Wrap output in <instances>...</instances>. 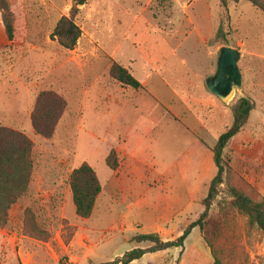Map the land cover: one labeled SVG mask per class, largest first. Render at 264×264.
Listing matches in <instances>:
<instances>
[{
	"label": "rangeland",
	"instance_id": "obj_1",
	"mask_svg": "<svg viewBox=\"0 0 264 264\" xmlns=\"http://www.w3.org/2000/svg\"><path fill=\"white\" fill-rule=\"evenodd\" d=\"M7 1L14 17V37L12 40L7 37L0 10V126L20 131L33 141L34 172L27 194L12 209L8 225L0 228V264H104L137 247L127 239L140 234L136 235L129 229L123 231V221L116 216V207L109 210V206L101 205L97 200L89 220L77 216L71 196L70 172L77 166L78 158L86 157L87 151L82 143H78V147L75 144L83 132L79 131L78 137H71L69 133L71 124L82 126L80 121L84 118L83 104L73 102L70 89L74 84L83 86L84 72L99 70L106 63L102 64L98 58L94 65H86L92 57H98L100 50L95 43L97 52L93 56V52L87 51L86 41L96 36L110 55H116L118 48L119 58L132 55L124 36L130 31L132 16L128 13L135 12V3L139 8L138 25L131 34H143L151 25L155 33L150 34L149 41L143 46L148 51L155 48L154 44L160 43L162 36L169 31L174 32L180 24H187L190 31L204 28L205 32L210 30L212 33L206 48L214 69L208 77L215 76L217 72L222 47L232 46L241 52L238 65L243 75V90L230 105H222L228 110L224 116L218 111L205 115L209 133L203 135V139L213 146L230 126L233 106L238 100L243 97L254 100L256 110L244 130L230 143L225 157L238 180L249 184L264 198V12L246 1L229 5V18L222 0H89L80 8L76 19L82 31L80 42L74 50H67L52 35L58 22L63 17H70L73 0ZM183 30L179 32L178 39L170 41L171 47L166 46V50L174 49L183 37ZM195 45L191 39L179 51L176 57L179 61L172 63L173 70H180L175 75L181 78L182 73H186L192 84H197L208 70L207 53L192 52ZM90 49H94V45ZM139 59L141 61L140 56ZM183 59L188 62L186 72L180 65ZM110 63L109 58L108 65ZM157 77L151 78V84H168L173 91H181L183 87L170 77L164 82ZM44 91L58 93L67 104L56 136L50 140L34 132L31 120L36 99ZM204 91L206 96L212 95L205 87ZM166 129L171 136L166 139V146L169 147L172 141L174 146L177 144L171 151L172 159L190 149L192 137L184 133L180 124L170 122ZM95 143L98 144L97 141ZM111 150L117 151L115 147ZM60 160L66 164L64 167ZM43 175H47L51 179L49 183L53 181V184L48 185ZM209 186L210 183L204 186L206 196ZM229 189L228 182L221 186L211 210V220L219 223L217 234L212 224L207 225L204 231L197 228L183 249L161 252L157 257L149 255L140 264H212L214 259L206 237L212 240L216 250H224L227 264H245L246 259L247 264H264V235L251 229L246 217L234 209ZM249 192L253 193L251 189ZM197 208L202 210L199 205L194 211ZM203 211L196 217H188V221L198 220ZM33 222L42 231L40 236H48L47 241L27 234L32 233ZM188 226L155 234L165 241L175 240ZM145 229L141 228L139 233ZM138 247L147 248L149 244Z\"/></svg>",
	"mask_w": 264,
	"mask_h": 264
},
{
	"label": "crops",
	"instance_id": "obj_2",
	"mask_svg": "<svg viewBox=\"0 0 264 264\" xmlns=\"http://www.w3.org/2000/svg\"><path fill=\"white\" fill-rule=\"evenodd\" d=\"M135 6V12L128 13L132 16L130 18L132 24L130 31L124 36L132 55L119 58L117 56L119 48L116 55H110L96 36L86 41L87 51L93 52V56L97 52L95 43L100 48L98 57L91 56L86 65L88 63L94 65L98 58L102 64L106 63L99 70L84 72L83 86L74 84L73 89H70L73 102L77 105L83 104L84 118L80 121L82 126H75L72 123L69 133L71 137H78L79 131L83 132L82 138L78 142L75 140V144L78 147V143H82L87 151L84 159L80 160L77 156V166L70 174L72 175L74 170L84 163L92 166L102 184L98 201L101 205L109 206V210L116 207V216L123 221L121 225L123 231L129 229L136 235L152 233L161 235L188 226L190 223L188 217L192 215L196 217V214L203 211L202 202L206 197L204 186L211 183L217 175L213 155L217 142L211 146L203 139V135L209 133L208 119L205 115L218 111L224 116L228 110L222 107L221 100L213 94L206 96L204 87L208 93L210 92L202 83L214 69L213 63L211 64L209 60L211 55L206 48L212 36L210 30L209 33L205 32L204 28L203 30L194 28L190 31L187 24L185 27L180 24L176 31H169L166 36L160 35L162 41L154 44L155 48L148 51L143 46L149 41L150 34L155 33L154 28L150 25L151 27L147 26L143 34H131L136 24L138 25L139 8L136 3ZM182 28L184 32L182 31L181 40L177 41L174 49L166 50L165 47H171L174 38L178 39ZM131 35L134 36L133 40ZM191 39L196 42L195 50L192 52L207 53L208 70L198 79L197 84H192L186 73H182L181 78L177 77L175 74L180 73V70L176 68L173 70L172 67L174 60L179 61L176 58L179 51ZM92 45L94 49H90ZM139 56L141 61L138 60ZM109 58L112 63L108 65ZM113 63L127 69L141 83L142 89L136 91L114 83L109 75ZM180 65L183 72H186L187 60L183 59ZM154 75L162 82L170 77L183 87L182 89L179 87L181 91L178 89L173 91L168 84H151ZM170 122L180 124L184 133L192 137L190 149L174 159L170 154L177 144L174 146L172 141L169 147L166 146V139L171 138L166 133V126ZM112 147L117 149L119 156L117 171L110 170L106 164ZM60 161L64 167L66 164L63 160ZM63 167L61 170H64ZM43 179L48 185L53 184V181L49 183L51 179L47 175H43ZM199 205L202 206V210L197 208L194 211ZM141 228L146 229L139 233ZM132 237H128L127 240L130 242ZM149 255L157 257L158 253L147 254L132 264H140Z\"/></svg>",
	"mask_w": 264,
	"mask_h": 264
},
{
	"label": "trees",
	"instance_id": "obj_3",
	"mask_svg": "<svg viewBox=\"0 0 264 264\" xmlns=\"http://www.w3.org/2000/svg\"><path fill=\"white\" fill-rule=\"evenodd\" d=\"M242 1L249 2L264 12V0H222L226 10H224L225 14L231 18L228 6L239 4ZM88 2L89 0H73L70 17H63L53 32L52 37L57 39L59 44L67 50H74L81 38L82 31L77 25L76 19L80 14V8ZM0 10L2 11V20L7 37L12 40L14 37V17L7 0H0ZM110 76L124 87L136 91L142 89L141 83L127 69L117 63L111 67ZM66 108V101L58 93L53 91L41 92L36 99L31 117L34 132L45 140L52 139ZM255 110L256 103L250 98H240L233 106L232 122L220 135L213 149L217 175L211 181L207 196L202 202L204 211L199 219L190 223L183 234L175 240L165 241L155 233L137 235L130 241L137 245L136 248L114 261L104 264H132L147 254L183 249L185 242L195 229L204 231L205 227L210 224L215 226V233L217 234L220 230L219 223L215 219L211 220L210 214L220 194L221 186L227 182L234 209L246 217L251 229H256L264 235V198L260 197L249 184L238 180L229 160L225 157L230 143L244 130ZM33 148L34 143L27 135L6 126H0V228H5L8 225L12 209L24 198L30 188L34 172ZM106 164L110 170H118L119 158L116 150H110ZM70 189L77 216L81 219L91 218L102 192V184L97 171L89 164L84 163L72 173ZM250 189L253 193L249 192ZM33 226L32 233L27 232V234L47 241L48 236H40L42 231L35 222H33ZM205 241L212 252L214 259L212 264H227L223 256L224 250L222 251L220 248L216 250L212 240L207 237ZM142 244H149V247H138ZM245 264H247V259Z\"/></svg>",
	"mask_w": 264,
	"mask_h": 264
},
{
	"label": "water",
	"instance_id": "obj_4",
	"mask_svg": "<svg viewBox=\"0 0 264 264\" xmlns=\"http://www.w3.org/2000/svg\"><path fill=\"white\" fill-rule=\"evenodd\" d=\"M241 52L232 46L222 47L215 76L206 82L207 90L219 98L225 105H230L243 90V75L239 68ZM234 64H231V61Z\"/></svg>",
	"mask_w": 264,
	"mask_h": 264
},
{
	"label": "bare ground",
	"instance_id": "obj_5",
	"mask_svg": "<svg viewBox=\"0 0 264 264\" xmlns=\"http://www.w3.org/2000/svg\"><path fill=\"white\" fill-rule=\"evenodd\" d=\"M231 64H234V61L233 60L231 61Z\"/></svg>",
	"mask_w": 264,
	"mask_h": 264
}]
</instances>
